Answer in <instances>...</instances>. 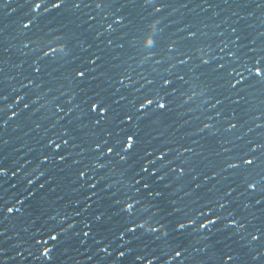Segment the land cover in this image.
I'll use <instances>...</instances> for the list:
<instances>
[{
	"label": "water",
	"instance_id": "95a60500",
	"mask_svg": "<svg viewBox=\"0 0 264 264\" xmlns=\"http://www.w3.org/2000/svg\"><path fill=\"white\" fill-rule=\"evenodd\" d=\"M0 264H264V0H0Z\"/></svg>",
	"mask_w": 264,
	"mask_h": 264
}]
</instances>
